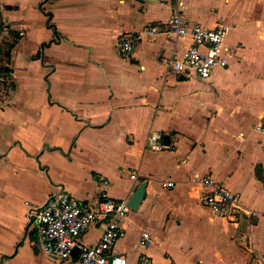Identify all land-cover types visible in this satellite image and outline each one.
<instances>
[{
	"label": "crops",
	"instance_id": "0c3cea01",
	"mask_svg": "<svg viewBox=\"0 0 264 264\" xmlns=\"http://www.w3.org/2000/svg\"><path fill=\"white\" fill-rule=\"evenodd\" d=\"M177 9L192 24L229 26L228 67L208 79L167 73L165 60L192 42L167 30ZM152 24L164 30L144 33ZM141 32L123 53L120 35ZM263 113L264 0H0V264H55L27 202L60 187L83 203L103 190L122 199L143 181L114 247L128 264L143 254L264 264V134L254 129ZM150 131L175 148H149ZM207 175L238 193L236 219L202 205ZM102 231L92 225L82 241Z\"/></svg>",
	"mask_w": 264,
	"mask_h": 264
},
{
	"label": "built area",
	"instance_id": "2783aa9c",
	"mask_svg": "<svg viewBox=\"0 0 264 264\" xmlns=\"http://www.w3.org/2000/svg\"><path fill=\"white\" fill-rule=\"evenodd\" d=\"M162 27L152 24L143 32L154 35L164 30ZM166 27L177 36L189 35L192 40L183 56L179 57L174 53L165 60L167 73L175 72L187 77L197 76L208 79L216 69L228 67L229 56L224 51V43L229 33V26L225 22L221 21L214 27L201 23L192 24L185 13L177 9L167 20ZM141 36L142 32L135 37L122 33L119 37L120 50L127 55L133 53L136 39ZM254 129L264 134V113L255 123ZM147 146L156 151L175 148L174 143L166 141L162 131H150L147 136ZM131 177L137 180V172L134 171ZM201 180L208 188L203 194L202 204L209 207L216 215L236 219L238 193L216 181L211 175L204 176ZM175 184L174 180L169 179L164 181L162 186L173 187ZM131 195L117 199L107 190H103L100 198L90 204L79 201L60 187L43 204L27 202L28 216L36 227L39 244L55 264H128L127 257L123 253L114 251V247L124 233L123 220L132 210L129 204ZM97 224L103 229L100 241L96 244L82 241L83 233L90 226ZM151 240V233L148 230L143 231L140 243L145 245ZM76 248L78 253L75 255ZM137 264H176V262L168 260L156 263L149 255L143 254Z\"/></svg>",
	"mask_w": 264,
	"mask_h": 264
},
{
	"label": "water",
	"instance_id": "95a60500",
	"mask_svg": "<svg viewBox=\"0 0 264 264\" xmlns=\"http://www.w3.org/2000/svg\"><path fill=\"white\" fill-rule=\"evenodd\" d=\"M168 140V136L166 137ZM146 181L140 183V185L136 188V190L132 193L129 199V204L132 209H138L145 198L146 195ZM78 252V248L74 250V254Z\"/></svg>",
	"mask_w": 264,
	"mask_h": 264
},
{
	"label": "trees",
	"instance_id": "16d2710c",
	"mask_svg": "<svg viewBox=\"0 0 264 264\" xmlns=\"http://www.w3.org/2000/svg\"><path fill=\"white\" fill-rule=\"evenodd\" d=\"M257 171H258V175H260V177H262L263 174H262L261 170L259 169V167L257 168Z\"/></svg>",
	"mask_w": 264,
	"mask_h": 264
},
{
	"label": "rangeland",
	"instance_id": "374dc122",
	"mask_svg": "<svg viewBox=\"0 0 264 264\" xmlns=\"http://www.w3.org/2000/svg\"><path fill=\"white\" fill-rule=\"evenodd\" d=\"M213 11L215 12V10H214V9L212 10V12H213ZM202 205H203V204H202Z\"/></svg>",
	"mask_w": 264,
	"mask_h": 264
}]
</instances>
